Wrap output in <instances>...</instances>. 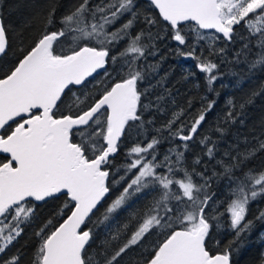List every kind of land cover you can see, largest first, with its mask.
<instances>
[{
  "label": "snow or ice",
  "instance_id": "obj_1",
  "mask_svg": "<svg viewBox=\"0 0 264 264\" xmlns=\"http://www.w3.org/2000/svg\"><path fill=\"white\" fill-rule=\"evenodd\" d=\"M148 3L142 14L137 0H74L58 14V0H47L39 34L18 45L0 14V264H24L19 249L9 252L49 203L55 210L33 233L30 264H233L264 226V209L249 216L264 200V164L249 167L264 156V121L217 158L224 126L244 124L264 85L239 103L228 98L211 128L216 100L207 96L157 126L163 97L154 100L145 83L147 59L166 37L176 55L196 61L216 96L221 65L264 69V0ZM137 21L146 27L133 31ZM96 84L95 94L84 91ZM205 126L211 131L202 135ZM196 144L207 160L196 155L187 165ZM142 195L151 197L146 210L122 220ZM222 225L231 233L226 244L216 238Z\"/></svg>",
  "mask_w": 264,
  "mask_h": 264
},
{
  "label": "trees",
  "instance_id": "obj_2",
  "mask_svg": "<svg viewBox=\"0 0 264 264\" xmlns=\"http://www.w3.org/2000/svg\"><path fill=\"white\" fill-rule=\"evenodd\" d=\"M73 2L74 0H58V4L60 5L58 14L63 12ZM46 3L47 0H2L0 14H2L4 23L9 28L14 44L18 45L21 42V37H23L26 44L30 43L31 39L39 34L43 27L40 22L39 13L44 10ZM137 3L139 5V11L142 14L151 12V6L148 2L137 0ZM29 25L31 26L30 28ZM144 27L146 26L142 21H137L134 24L133 31H139ZM153 31L155 30L153 29ZM185 32H187V30H185ZM171 40L172 39L168 37L157 41V54L149 56L147 59V64L150 65L147 82L150 81L153 85V99L155 100L156 96H162L163 99L160 103L165 109L163 115L157 113L155 116V123L157 126L170 118L172 111L186 108L189 100L192 101L194 108L199 109L201 105V97L207 96L209 99L216 100V106L210 114L211 119L208 122L211 125V128H215L217 120L222 118L228 111V98H232L235 102L239 103L246 99L252 90L258 89L260 86L264 85V69L257 68L249 71L247 66L243 64H223L221 65L222 77L217 81L215 86L216 92H218L219 95L216 96L213 93H209L205 86L203 74L197 72L195 64L193 65L194 67H191V73H196V75L189 79L185 78L187 75L182 71V66L185 64L184 58L170 54V50L166 48V45L169 44ZM142 43H147V37H145ZM122 46L123 45H121V47ZM236 47L238 48L239 45ZM9 58H12V54L9 55ZM213 59H216V57H213ZM231 59L232 56L230 54L229 60ZM197 81L199 82V86H197ZM221 85L224 86L221 87ZM100 86V84L89 85V89L84 91H91L92 94H95V90ZM81 98L83 99V97ZM245 112L246 119L244 124L236 123L224 126L226 131L223 138L219 140L217 158L222 156L223 152L227 150L230 145L236 143L237 138H239L240 141H243L244 137L251 138V136L259 134L261 131V122L264 121V97H256L255 102L248 105ZM210 131L211 129L208 126H205L202 135L208 134ZM218 136V133H213L214 139ZM128 143L130 144L131 141ZM241 147H243V144H241ZM126 151L127 146L121 145V152L116 158L117 167L124 162ZM196 155L207 160V157H204L203 155L201 146L196 144L191 147L188 153H186L187 165L192 164ZM258 156V159H254L250 162L249 167L259 168L264 164V156H261L260 154H258ZM212 163H214V161ZM212 163H209L208 165L209 170H211ZM222 188L223 184L220 183L214 185L211 190L219 192ZM150 203L151 197H144L142 195L139 201L134 204L133 208L129 209L128 213H125L122 220L127 219L128 215L131 213L146 210V207ZM260 209H264V200L253 202V204L250 205V218ZM54 210L55 205L53 203L41 207L37 212V218L30 225L25 227L24 235L19 239L16 247L10 250L9 254H15L17 249H19L23 253L24 264H30V259L36 243L33 233L41 225V221ZM258 233H264V226L257 224V227L251 238L247 241L246 246L242 248L239 253L233 255V264H259L260 258L264 257V241L260 239ZM102 237L103 232L101 231V238ZM216 238L222 240L225 244L228 242L231 238V233L227 230L226 225L221 226ZM210 247L214 250L217 249L215 243L211 244Z\"/></svg>",
  "mask_w": 264,
  "mask_h": 264
},
{
  "label": "flooded vegetation",
  "instance_id": "obj_3",
  "mask_svg": "<svg viewBox=\"0 0 264 264\" xmlns=\"http://www.w3.org/2000/svg\"><path fill=\"white\" fill-rule=\"evenodd\" d=\"M145 1V0H144ZM147 2V1H146ZM155 31L157 30V29H154ZM161 30V32H162V34H164V31H163V29H160ZM185 30H187V29H185ZM166 38H168V37H166ZM175 42L174 41H172L171 40V42L169 43V44H167L166 45V48H168L169 50H170V54H172V55H176L175 54ZM179 57V56H178ZM184 61H185V64H183V66H182V68H183V70L182 71H184V74H188V73H191L192 72V69H191V67H194L193 65L194 64H196L195 63V61H193V60H190V59H184ZM147 63V62H146ZM193 63V64H192ZM189 79V78H188ZM145 83H147V80L145 81Z\"/></svg>",
  "mask_w": 264,
  "mask_h": 264
},
{
  "label": "water",
  "instance_id": "obj_4",
  "mask_svg": "<svg viewBox=\"0 0 264 264\" xmlns=\"http://www.w3.org/2000/svg\"><path fill=\"white\" fill-rule=\"evenodd\" d=\"M145 1H147V2H148V0H145Z\"/></svg>",
  "mask_w": 264,
  "mask_h": 264
},
{
  "label": "rangeland",
  "instance_id": "obj_5",
  "mask_svg": "<svg viewBox=\"0 0 264 264\" xmlns=\"http://www.w3.org/2000/svg\"><path fill=\"white\" fill-rule=\"evenodd\" d=\"M188 31V30H187Z\"/></svg>",
  "mask_w": 264,
  "mask_h": 264
}]
</instances>
